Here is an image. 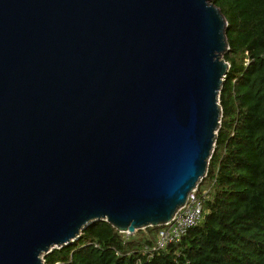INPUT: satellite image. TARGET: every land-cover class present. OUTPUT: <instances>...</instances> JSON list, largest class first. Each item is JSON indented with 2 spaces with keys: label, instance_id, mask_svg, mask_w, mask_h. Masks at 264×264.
Returning a JSON list of instances; mask_svg holds the SVG:
<instances>
[{
  "label": "water",
  "instance_id": "1",
  "mask_svg": "<svg viewBox=\"0 0 264 264\" xmlns=\"http://www.w3.org/2000/svg\"><path fill=\"white\" fill-rule=\"evenodd\" d=\"M226 26L211 0H0V264L172 220L214 150Z\"/></svg>",
  "mask_w": 264,
  "mask_h": 264
},
{
  "label": "trees",
  "instance_id": "2",
  "mask_svg": "<svg viewBox=\"0 0 264 264\" xmlns=\"http://www.w3.org/2000/svg\"><path fill=\"white\" fill-rule=\"evenodd\" d=\"M211 2L227 22L229 68L214 150L194 192L196 224L169 241L160 233L173 225L126 235L93 222L44 264H264V0Z\"/></svg>",
  "mask_w": 264,
  "mask_h": 264
},
{
  "label": "built area",
  "instance_id": "3",
  "mask_svg": "<svg viewBox=\"0 0 264 264\" xmlns=\"http://www.w3.org/2000/svg\"><path fill=\"white\" fill-rule=\"evenodd\" d=\"M194 192L195 190L189 195L184 206L180 208L172 220L165 225H173L171 231L161 232L160 239L169 241L178 239L184 228L194 226L196 224L200 215L201 207L199 204L195 203ZM194 203L196 206L192 207Z\"/></svg>",
  "mask_w": 264,
  "mask_h": 264
},
{
  "label": "clouds",
  "instance_id": "4",
  "mask_svg": "<svg viewBox=\"0 0 264 264\" xmlns=\"http://www.w3.org/2000/svg\"><path fill=\"white\" fill-rule=\"evenodd\" d=\"M220 126V125H219ZM197 188V187H196ZM196 190V189H195ZM163 226H165V225H163Z\"/></svg>",
  "mask_w": 264,
  "mask_h": 264
}]
</instances>
